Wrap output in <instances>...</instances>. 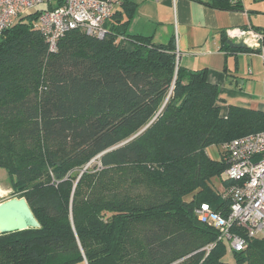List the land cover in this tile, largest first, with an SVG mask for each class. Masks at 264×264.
<instances>
[{
    "label": "trees",
    "instance_id": "16d2710c",
    "mask_svg": "<svg viewBox=\"0 0 264 264\" xmlns=\"http://www.w3.org/2000/svg\"><path fill=\"white\" fill-rule=\"evenodd\" d=\"M62 3L23 11L0 36V168L40 225L0 234V264H229L226 244L193 212L203 202L230 210L211 185L234 183L223 153L205 150L260 131L261 112L219 105L207 69L182 66L173 38L127 33L130 0L104 37L74 29L49 53L34 25ZM232 255L264 264V240L246 238Z\"/></svg>",
    "mask_w": 264,
    "mask_h": 264
},
{
    "label": "built area",
    "instance_id": "2783aa9c",
    "mask_svg": "<svg viewBox=\"0 0 264 264\" xmlns=\"http://www.w3.org/2000/svg\"><path fill=\"white\" fill-rule=\"evenodd\" d=\"M53 0H0V36L23 11ZM122 0H63L62 5L43 11L34 27L43 37L49 53L56 51L67 32L78 29L102 38L107 33V22ZM237 4L241 0H229ZM233 41H242L264 63V30L250 25L226 30ZM123 39V37H121ZM177 61L179 53L176 50ZM263 128L220 145L226 162L224 178L233 181L230 210L224 214L206 202L194 207V215L202 224L217 232V241L226 244L227 251H242L246 238L264 240V94L262 99ZM228 197V196H227ZM244 232L245 237L233 228ZM213 246H209L207 252Z\"/></svg>",
    "mask_w": 264,
    "mask_h": 264
},
{
    "label": "crops",
    "instance_id": "0c3cea01",
    "mask_svg": "<svg viewBox=\"0 0 264 264\" xmlns=\"http://www.w3.org/2000/svg\"><path fill=\"white\" fill-rule=\"evenodd\" d=\"M130 1L137 6L127 33L151 36L154 43H167L173 38L182 66L207 69L208 81L219 89V105H247L250 95L243 88L249 74L240 65L246 61L252 67L253 59L258 56L231 48L227 43L230 49L221 48V37L228 28L245 25L264 30L261 25L264 0H241L240 8L235 10L213 8L208 5L211 0ZM119 11H122L121 4L114 13ZM125 20L124 16L122 22ZM110 21L114 22L112 18ZM261 105L262 102L249 108L259 110Z\"/></svg>",
    "mask_w": 264,
    "mask_h": 264
},
{
    "label": "rangeland",
    "instance_id": "374dc122",
    "mask_svg": "<svg viewBox=\"0 0 264 264\" xmlns=\"http://www.w3.org/2000/svg\"><path fill=\"white\" fill-rule=\"evenodd\" d=\"M43 7V5H40L38 8ZM35 8L31 9L30 11H33ZM29 10L25 11L24 14L28 13ZM261 25H264V19H261ZM247 26V25H245ZM244 27V26H243ZM240 67L244 68V73L249 74L248 81L246 79V84L243 88V90L250 95L249 100L247 102V105L245 107H257L260 106L262 102V95L264 90V63L260 59V57L254 58L252 67L249 66L248 63L245 61ZM251 68V73H249V69ZM240 68V70H241ZM249 68V69H248ZM245 77V76H243ZM244 105V104H242ZM263 110V104L261 105V108L259 109L260 112ZM262 115V114H261ZM207 155L214 159L218 160L220 157H222V151L220 146L211 145L206 148ZM223 160V159H222ZM94 162V161H93ZM97 162V161H95ZM89 166V165H88ZM224 177V176H223ZM211 185L213 188L220 194L222 198H226L230 195L231 192V186L224 188L221 183L219 182V178H213L211 180ZM11 188L9 185V180L7 177V173L4 169L0 168V200L11 198ZM191 196H187V199H190ZM1 202V201H0ZM224 261H226L229 264H236L232 252L227 251ZM241 264H248L247 262H243Z\"/></svg>",
    "mask_w": 264,
    "mask_h": 264
},
{
    "label": "water",
    "instance_id": "95a60500",
    "mask_svg": "<svg viewBox=\"0 0 264 264\" xmlns=\"http://www.w3.org/2000/svg\"><path fill=\"white\" fill-rule=\"evenodd\" d=\"M226 43L231 48L246 49V45L242 41L236 42L228 39ZM150 123L133 137L141 133ZM39 226V222L35 218L24 197H11L0 202V234L11 233L28 228H39Z\"/></svg>",
    "mask_w": 264,
    "mask_h": 264
}]
</instances>
